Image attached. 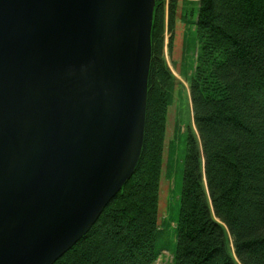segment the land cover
I'll return each instance as SVG.
<instances>
[{
	"label": "water",
	"instance_id": "obj_1",
	"mask_svg": "<svg viewBox=\"0 0 264 264\" xmlns=\"http://www.w3.org/2000/svg\"><path fill=\"white\" fill-rule=\"evenodd\" d=\"M156 0H0V264H55L139 164Z\"/></svg>",
	"mask_w": 264,
	"mask_h": 264
},
{
	"label": "trees",
	"instance_id": "obj_2",
	"mask_svg": "<svg viewBox=\"0 0 264 264\" xmlns=\"http://www.w3.org/2000/svg\"><path fill=\"white\" fill-rule=\"evenodd\" d=\"M158 15L156 0L136 172L55 264H154L162 252L160 184L173 77L160 39L154 44ZM195 26L190 96L197 134L187 139L173 264H264V0H200Z\"/></svg>",
	"mask_w": 264,
	"mask_h": 264
},
{
	"label": "rangeland",
	"instance_id": "obj_3",
	"mask_svg": "<svg viewBox=\"0 0 264 264\" xmlns=\"http://www.w3.org/2000/svg\"><path fill=\"white\" fill-rule=\"evenodd\" d=\"M200 0H157L158 16L163 23L159 33L163 58L173 82L166 120L159 203V245L162 249L154 264H173L175 231L179 218L187 139L197 134L193 119L190 83L197 67L199 43L195 21ZM163 25V26H162ZM157 29V31H156Z\"/></svg>",
	"mask_w": 264,
	"mask_h": 264
}]
</instances>
